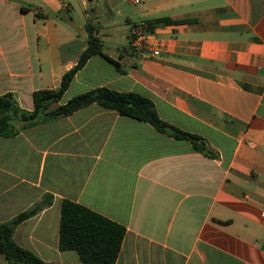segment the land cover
Returning a JSON list of instances; mask_svg holds the SVG:
<instances>
[{
    "label": "crops",
    "instance_id": "1",
    "mask_svg": "<svg viewBox=\"0 0 264 264\" xmlns=\"http://www.w3.org/2000/svg\"><path fill=\"white\" fill-rule=\"evenodd\" d=\"M104 13L127 30L100 28ZM91 17L103 54L68 91L145 96L218 157L97 104L0 137L11 218L52 198L15 242L48 264H84L58 249L70 200L126 227L116 264H264V0H0V95L32 110L35 90L59 88L86 49ZM164 17L188 22L157 25L145 52L129 47L135 24Z\"/></svg>",
    "mask_w": 264,
    "mask_h": 264
},
{
    "label": "trees",
    "instance_id": "2",
    "mask_svg": "<svg viewBox=\"0 0 264 264\" xmlns=\"http://www.w3.org/2000/svg\"><path fill=\"white\" fill-rule=\"evenodd\" d=\"M187 22L164 17L144 24L148 33L153 32L157 25H181ZM85 29L88 34L87 46L79 56L77 64L63 75L59 88H44L33 92L32 110L21 107L12 92L0 95V137L14 138L23 130L59 120L89 105L97 104L116 110L123 116L149 123L157 131L174 139L186 140L192 144L194 150L206 157H218L201 136L163 121L153 101L138 93L99 87L60 104L76 74L85 67L90 58L103 54L104 43L98 36V27L89 20ZM51 204L52 198L47 196L11 221L0 224V254L8 264H48L34 252L19 246L14 240V234L21 223L33 218ZM126 233L125 226L84 205L70 200L62 202L58 249L60 252H76L84 264H116Z\"/></svg>",
    "mask_w": 264,
    "mask_h": 264
},
{
    "label": "rangeland",
    "instance_id": "3",
    "mask_svg": "<svg viewBox=\"0 0 264 264\" xmlns=\"http://www.w3.org/2000/svg\"><path fill=\"white\" fill-rule=\"evenodd\" d=\"M103 5V3L101 4ZM102 9V7H101ZM92 18V19H91ZM89 18L90 21H92V23L95 25L96 23V19L94 17ZM60 19V18H59ZM58 19V20H59ZM115 20L114 24L109 23L110 19H108V14L104 13L100 18L99 21L101 23H99V27L100 28H105L104 30L106 31H120L123 32L122 29H126L128 28V26L126 25V23L124 21H121L120 19H113ZM61 22V27L64 28L66 26V19L64 20H60ZM76 22H78V19L76 18ZM70 25L69 31L73 34L77 33V28L74 24H67ZM97 26V25H96ZM111 26L116 27V28H111ZM110 27V28H108ZM64 31V30H63ZM129 37V36H128ZM123 46L127 45V39L124 38V40L122 41ZM130 47V46H129ZM86 92L84 89L79 88L77 85L72 86V88L67 92L66 94V98L68 97H74L78 94L84 93ZM1 144V143H0ZM40 203V202H39ZM37 203V204H39ZM36 204V205H37ZM13 205L11 206H6L5 205V195H4V189L2 188V186H0V224L1 223H5V222H9L11 221L13 218L12 215L16 213V209L12 208ZM64 260H69L68 258H64ZM0 264H8L5 260V258L0 254ZM50 264H57V262H52Z\"/></svg>",
    "mask_w": 264,
    "mask_h": 264
},
{
    "label": "built area",
    "instance_id": "4",
    "mask_svg": "<svg viewBox=\"0 0 264 264\" xmlns=\"http://www.w3.org/2000/svg\"><path fill=\"white\" fill-rule=\"evenodd\" d=\"M129 44L135 52H145L149 49L144 23H137L132 27ZM262 216L264 217V212H262Z\"/></svg>",
    "mask_w": 264,
    "mask_h": 264
}]
</instances>
